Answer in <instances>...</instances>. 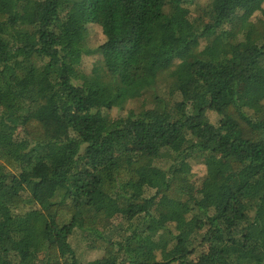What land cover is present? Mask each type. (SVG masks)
Returning <instances> with one entry per match:
<instances>
[{
  "label": "trees",
  "instance_id": "16d2710c",
  "mask_svg": "<svg viewBox=\"0 0 264 264\" xmlns=\"http://www.w3.org/2000/svg\"><path fill=\"white\" fill-rule=\"evenodd\" d=\"M0 264H264V0H0Z\"/></svg>",
  "mask_w": 264,
  "mask_h": 264
},
{
  "label": "rangeland",
  "instance_id": "374dc122",
  "mask_svg": "<svg viewBox=\"0 0 264 264\" xmlns=\"http://www.w3.org/2000/svg\"><path fill=\"white\" fill-rule=\"evenodd\" d=\"M91 33L89 35L90 41L92 42H101L103 40V37L101 35V31L98 27L92 26L90 27ZM89 59V58H88ZM91 60H87V67H90ZM191 63V58H186L183 60H180L178 62V67L180 69H187ZM255 92L250 91L246 88L240 89L239 91V100L240 103L243 105L247 104H254L255 102ZM187 167L189 170L196 175V178L200 180V178H204L205 176V169L202 164L194 163L193 161L187 162ZM201 181V180H200ZM199 181V182H200ZM197 183V182H196ZM88 241L83 238V236H80L77 234V236L74 237L73 241V247H77L79 254L83 257V260L85 261H91L93 259H96L101 256V251H91L88 245Z\"/></svg>",
  "mask_w": 264,
  "mask_h": 264
}]
</instances>
